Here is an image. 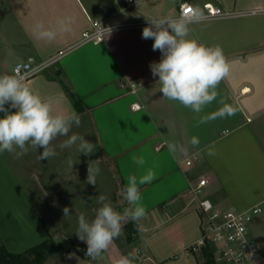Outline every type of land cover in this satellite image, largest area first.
Segmentation results:
<instances>
[{
  "label": "crops",
  "instance_id": "crops-1",
  "mask_svg": "<svg viewBox=\"0 0 264 264\" xmlns=\"http://www.w3.org/2000/svg\"><path fill=\"white\" fill-rule=\"evenodd\" d=\"M183 3H212L239 14L189 25L188 38L219 45L230 64L216 100L200 113L163 97L149 67L161 53L139 27L174 18ZM66 18L70 31L60 32L57 21ZM92 22L112 30L96 44H82ZM38 24L56 30V38H40ZM16 63L43 65L26 83L51 101L53 114H81L69 136L85 137L96 151L85 156L77 145L61 149L68 137H57V155L48 160L37 158L42 149L19 158L0 154V244L8 253L51 239L73 248L44 264H67L69 254L83 264H116L121 256H131L132 264H201L200 251L186 253L201 234L203 215L191 194L198 181L206 180L201 199L220 211H244L264 200V0H150L128 9L119 0H0V75L12 74ZM122 83L140 86L129 93ZM225 104L234 115H217ZM140 155L142 167L132 159ZM89 164L100 168L96 186L86 183ZM149 168L156 178L138 185L146 216L125 220L122 234L96 259L85 255L87 245L75 234L78 214L93 219L99 195L123 213L130 207L122 195L128 177ZM65 207L70 217H64ZM254 224L264 235V217ZM134 245L136 258L129 251Z\"/></svg>",
  "mask_w": 264,
  "mask_h": 264
},
{
  "label": "clouds",
  "instance_id": "clouds-1",
  "mask_svg": "<svg viewBox=\"0 0 264 264\" xmlns=\"http://www.w3.org/2000/svg\"><path fill=\"white\" fill-rule=\"evenodd\" d=\"M201 13L191 9L182 11L178 17L148 20L149 26L142 30V38L153 39L152 50H159L161 60L150 63L153 77H158L159 91L164 98L178 101L193 112L200 113L204 107L216 100L219 83L229 75L230 64L219 45L208 46L190 39V22ZM71 18L57 21L60 32L70 31ZM40 38L52 41L57 31L45 29L43 24L36 25ZM111 29H108V34ZM8 105V107H5ZM235 109L225 104L218 110L221 117L232 116ZM0 154L12 153L17 158L30 150L39 151L38 159L48 160L57 155L52 142L57 137H68L59 144V148H70L77 145L80 154L89 156L96 151V145L79 134L69 136L73 126L80 127L81 114L72 111L69 114H53L52 103L34 91L25 78L13 71L12 74L0 75ZM201 123L206 122L201 120ZM77 142H79L77 144ZM193 143H198L195 139ZM175 145H169L173 150ZM137 166H144L143 155L133 156ZM73 167V162L69 161ZM99 166L88 165L86 183L96 186ZM156 178L152 168L140 177L130 175L126 186L122 189L123 198L130 207L123 213L114 209L111 201L105 195H99L93 209L94 218L89 220L85 214L77 216V238L87 245L85 255L96 259L107 250L113 239L122 234L125 220L139 221L146 216V209L141 203L142 196L138 185L151 183ZM72 211L65 207L64 217H70ZM131 256H121L116 264H132Z\"/></svg>",
  "mask_w": 264,
  "mask_h": 264
},
{
  "label": "built area",
  "instance_id": "built-area-1",
  "mask_svg": "<svg viewBox=\"0 0 264 264\" xmlns=\"http://www.w3.org/2000/svg\"><path fill=\"white\" fill-rule=\"evenodd\" d=\"M124 9L131 8L140 2H148L150 0H119ZM187 9H196L201 13L195 20L197 21H214L220 19H228L238 16V13L230 12L221 7L206 3L201 7H195L189 3H183L179 6L178 17L182 11ZM247 14H255L251 11ZM174 17V18H175ZM149 26L145 22L139 27ZM112 30V29H111ZM107 28H103L99 23H91V31L82 34V44H96L102 40ZM43 69V65L32 66L29 63H16L13 66L12 73L15 72L25 78V81L39 73ZM140 84L122 83L119 87L129 93H135ZM138 108V107H134ZM187 166L190 161H186ZM206 180L201 179L197 185L191 190L194 198L198 199V206L201 209L203 218L201 222V234L195 243L187 247L186 253L194 254L200 251L206 245L213 248L215 261L218 263L231 264H264V246L257 243L250 235L249 226L251 222L259 217H264V200L254 206L244 210H227L220 211L215 209L207 199H201L203 195L202 188L205 186Z\"/></svg>",
  "mask_w": 264,
  "mask_h": 264
},
{
  "label": "trees",
  "instance_id": "trees-1",
  "mask_svg": "<svg viewBox=\"0 0 264 264\" xmlns=\"http://www.w3.org/2000/svg\"><path fill=\"white\" fill-rule=\"evenodd\" d=\"M73 248H64L61 244L47 239L44 242L28 249L22 254H10L0 244V264H44L51 257H63ZM201 264H214L213 248L210 245L200 249Z\"/></svg>",
  "mask_w": 264,
  "mask_h": 264
},
{
  "label": "rangeland",
  "instance_id": "rangeland-1",
  "mask_svg": "<svg viewBox=\"0 0 264 264\" xmlns=\"http://www.w3.org/2000/svg\"><path fill=\"white\" fill-rule=\"evenodd\" d=\"M255 220H253L251 222L250 226H249V229L251 231L252 238L257 243H259L261 245H264V235H262L260 229L257 227V224H254V221ZM127 235L130 236V237H132V235H133V232H132V228L131 227H128ZM120 244H122V242ZM129 251H133L132 252L133 257H135V258L138 257V255H137V246H135L134 248L130 249ZM66 261H67V264H83V263H81L79 261V259L74 254H69V256L67 257V260ZM48 264H51V263L49 262ZM222 264H226V263H222ZM227 264H231V263H227Z\"/></svg>",
  "mask_w": 264,
  "mask_h": 264
},
{
  "label": "snow or ice",
  "instance_id": "snow-or-ice-1",
  "mask_svg": "<svg viewBox=\"0 0 264 264\" xmlns=\"http://www.w3.org/2000/svg\"><path fill=\"white\" fill-rule=\"evenodd\" d=\"M186 11H187V12H190V11H191V9H187Z\"/></svg>",
  "mask_w": 264,
  "mask_h": 264
}]
</instances>
